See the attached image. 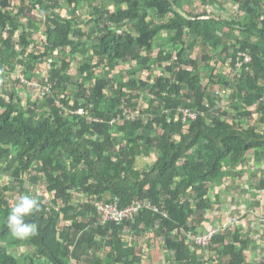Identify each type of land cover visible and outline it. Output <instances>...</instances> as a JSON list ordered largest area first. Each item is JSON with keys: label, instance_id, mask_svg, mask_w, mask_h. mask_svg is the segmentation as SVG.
<instances>
[{"label": "trees", "instance_id": "1", "mask_svg": "<svg viewBox=\"0 0 264 264\" xmlns=\"http://www.w3.org/2000/svg\"><path fill=\"white\" fill-rule=\"evenodd\" d=\"M109 1L115 11L99 5ZM188 2L0 0L1 80L19 73L18 64L28 81L35 72L48 74L40 80L48 89L44 100L29 99L26 105L17 85L8 90V81L1 82L0 163L19 187V197L31 195L26 185L42 178L52 196L45 203L36 195L41 212L26 222L37 223L39 231L17 240L5 223L14 194L9 195L10 185H0V264H143L135 243L124 238L126 228L137 236L159 234L173 251V264H264V256L248 260L252 239L240 228L214 235L207 261L185 237L204 228L214 205L210 190L224 181V168L246 164L249 150L264 153V0H233L240 14L231 18L195 14L185 9ZM85 4L91 17L81 23L78 12ZM151 9L165 20L151 21ZM197 46L203 52L192 57ZM239 50L252 55L241 69L237 57H245ZM228 58L232 77L217 70L218 60ZM73 62L80 79L70 74ZM128 62L134 65L120 71L127 82L111 86L104 71ZM154 70L162 74L143 76ZM70 84L74 91L67 94ZM143 92L151 96L146 106L139 101ZM225 96L235 102L233 111ZM81 106L99 120L77 114ZM182 106L196 111L197 118L184 123ZM129 110L138 113L128 117ZM250 117L261 127L249 124ZM129 126L137 136L124 142L121 132ZM140 157L149 159L140 165ZM256 188L264 191V174ZM75 190L119 196L122 206L137 199L157 209L144 207L121 225H101L92 204L74 203ZM15 246L31 250L10 252Z\"/></svg>", "mask_w": 264, "mask_h": 264}, {"label": "rangeland", "instance_id": "2", "mask_svg": "<svg viewBox=\"0 0 264 264\" xmlns=\"http://www.w3.org/2000/svg\"><path fill=\"white\" fill-rule=\"evenodd\" d=\"M184 1V0H183ZM14 5L15 7H18L19 5V2H14ZM100 6H108L109 8H111L112 10H116L117 7H116V4L113 3V2H105V3H99ZM67 6H65L64 8H66ZM238 5L234 4L233 0H218V3L213 5V4H209V5H204L202 3L201 0H189L188 4L185 5V9L187 11H190V10H194L196 13L195 14H198L200 12H206L207 14H210L212 15L213 17H217V18H231L234 16H237L239 13L238 11ZM37 10L34 11V13H36ZM62 12H64L66 14V9H62ZM155 10L154 9H151L150 10V17L149 19L151 21H163L165 19H161V18H157L156 14H155ZM38 14V12H37ZM78 15H80V22L81 23H84L85 20L89 19L91 17V14H90V7L88 6V4H85V5H82V9L78 12ZM37 21L38 22H41V17H37ZM26 21V20H25ZM22 30V29H21ZM40 33H43V30L41 29ZM40 35L41 34H36L35 36V40H37V44H39V38H40ZM162 35V34H161ZM165 35H168V33H166ZM164 35V36H165ZM158 42H159V39L156 38L155 39V52H154V55L157 56V53H158V50H159V46L158 45ZM163 42V41H162ZM40 50L42 49V46L41 44L37 47V50ZM203 52L201 46H197L195 51H193V53L191 54L192 57H195V56H200L201 53ZM188 54V53H187ZM24 54L21 53L20 55V58L23 57ZM155 56V57H156ZM185 57H187V55H185ZM230 60H227V62H223L222 59H219L218 60V67H217V70H223L224 72H226V74L228 76H234L235 73L234 71L230 68V65L228 64ZM131 65H134V62H128V63H124L122 65H119L116 69H114L113 71H111L110 69H106L104 72L106 74V77H108V79H111V86H115L118 81H120L121 83H126L127 80H128V77L124 78L123 76L120 75V71L121 70H128ZM23 65L22 64H18V69H23ZM101 69L103 68H99L96 72H101ZM70 74L73 76V80L75 79H80V74H77V62H73V64L71 65V68H70ZM153 72V73H152ZM216 73V72H215ZM158 75V74H162V71L158 70H154V71H151V72H145L144 73V77L145 78H148L149 75ZM22 75V73L20 74ZM5 77V76H4ZM36 77L32 83L30 84H26L24 83L22 80H21V83L18 82L17 83V78H18V73H12V75L10 74V77L9 79H6V78H3L4 80L8 81L7 84H5V88L6 89H10V86L11 85H17L18 86V89H19V94L22 98V103L24 105H26V103H28V100L31 99V100H35L38 98L39 95H44L43 92H47V87H46V84L45 83H42V81H40L42 78H47L48 77V74L46 72V69H44L43 73L42 72H35V76ZM3 79L1 80V82L3 81ZM217 88V86H215ZM68 91H67V94H71L73 93L74 91V87L72 84H70L68 86ZM106 92H108V90H106ZM219 92H221L223 94H225L226 91H222L221 89H219ZM144 96H141V98L139 99L140 103L144 106H146L148 104V101L149 100L147 97H150L151 96L146 93V92H143ZM220 95V96H221ZM45 98V97H44ZM44 98L40 99L41 101L44 100ZM225 103L227 104V110H230V111H233L234 108V104L235 102L232 101V98L231 96L227 97L225 96ZM39 99V98H38ZM229 100V102H227V100ZM231 104V105H230ZM256 106L252 107V109H254ZM86 108V107H85ZM86 111L87 108H86ZM139 111V110H137ZM90 112V111H88ZM135 112L133 110H129L127 116L128 117H133L135 114ZM89 114H87L86 118H88ZM233 116V115H232ZM252 117V116H251ZM250 117V118H251ZM249 118V119H250ZM256 120L254 121V118H251L250 119V123L249 124H254L253 126H256V127H261V122L258 121V118L255 117ZM118 120V119H116ZM112 122H115V119H113ZM209 122V120H208ZM249 124H246L247 126ZM158 131H161L160 129H158ZM122 136L124 137V142L125 140L127 139H133L134 137L137 136V133L136 131L133 129L132 126H129L127 128V130L125 132H121ZM13 152L15 153V148H13ZM157 153L155 151H152L151 153V159H155ZM262 154L259 153L257 154V159L259 158H262L260 157ZM141 158V157H140ZM146 159H149L147 157H144V158H141L142 160V163H146ZM144 160V161H143ZM3 165L0 163V185H10V192H9V195L11 196V194H14V197H10V203L11 204H14L16 202V200L19 198V187L16 189L15 188V184L13 183V179L11 178V176L9 175L8 172H6L3 168ZM137 167H139V165L137 164ZM242 168H246L245 166H242ZM227 171H230V169H228ZM228 175L230 174H227L226 176V179L228 177ZM259 179V177H258ZM226 182V181H225ZM236 182H237V179H236ZM235 182V184H236ZM235 184L233 183L232 184V181L229 182V180L225 183V186L224 188H222V190L224 191L222 194H223V197H221V199H218L219 197V194L216 193V192H211L210 190V195H213L214 196V199L215 201L212 199V202L214 203V205L211 207L212 210L209 211L207 214H206V219L205 221L203 222V226L204 227H209L208 229H215L217 228V222L219 220L217 219H221V218H224V216L227 218L228 215L226 212L228 211H233L234 212V216H237L238 217V222L235 224V228L242 225L241 223V216L242 215H239L240 211L244 210V209H253L254 207L257 206L258 202H254V206L253 207H249V208H246L245 206V203L242 201V204H239L238 203V199L240 200L241 198L238 196V192L237 190L235 189ZM251 187H253V192L254 191V185H252ZM26 189H30L31 191V195H38L43 202L45 203H48L50 200H51V197L50 194L47 192L46 190V182L44 181V178L41 179V182L37 185L35 184H27L26 185ZM217 191H220V188H218ZM245 192H248V190L244 191L243 193L245 194ZM259 192V191H258ZM191 193V192H190ZM212 197V196H211ZM226 202V203H225ZM257 203V204H256ZM238 205H241L242 207V210L240 209H233V207H236ZM213 210L215 213H213ZM240 210V211H239ZM236 211V212H235ZM264 212V210H262ZM262 216H260L258 219H260L261 221L264 220V213L261 214ZM137 216V215H136ZM135 216V217H136ZM218 217V218H216ZM132 220V219H131ZM240 220V222H239ZM212 221V224H210ZM210 224V225H209ZM231 229H234L233 227H231ZM128 229L126 228L125 229V234H124V238L127 239V240H131L133 241V243H135V246H136V249H137V252L138 254L142 255V259H143V263L144 264H173L174 263V259H173V251L169 250L167 248V245L164 241V239L159 236V234L155 233V232H146L144 234H140L139 236H137L135 233L136 231H131L130 234H127ZM193 245V249L195 248L194 244ZM209 245L207 246H201L199 249H198V255L199 256H202L203 259H205L207 261V259L210 257L209 255ZM262 246H258L256 248V251L254 250H251V251H248L246 252V255H247V258L248 260H252V259H257L259 258V254L261 253L262 251ZM31 250V247H13V248H10L9 251L12 252V253H16V254H20V253H25V252H28ZM210 264V263H208Z\"/></svg>", "mask_w": 264, "mask_h": 264}, {"label": "crops", "instance_id": "3", "mask_svg": "<svg viewBox=\"0 0 264 264\" xmlns=\"http://www.w3.org/2000/svg\"><path fill=\"white\" fill-rule=\"evenodd\" d=\"M234 4L238 5V3H234ZM262 18H264V15L262 16ZM5 35H6V33H5ZM238 52H239V55H241V53H245V55H247L250 58L249 60H246V57H245V59L242 60V58L237 57L238 61H237L236 68L241 69L244 65H246L252 61V55L247 50H239ZM226 55H224L223 57L225 58ZM227 60H230L228 64L230 65V68L232 69L231 58H228ZM47 68H48V66H47ZM19 71H22V68L19 69ZM1 74H2V72H0V75ZM11 75H12V73H11ZM44 79L46 80V78H44ZM0 86H1V80H0ZM230 94H231V91H230ZM182 107H186V106H182ZM260 153L262 154L260 156L262 158L257 159V156H256L257 154L255 153V151L249 150L246 154V156H247V163L246 164L237 165L235 167H233L231 165L226 166L224 168V170H225V178L223 179L224 181H222L218 185H214V187L211 189V192L213 190V192L218 193L219 194L218 199H221V197H223L222 193L224 192L222 190V188H224L225 183L229 180V182L232 181V184L233 183L235 184L236 179H237V182L235 184V189L239 193L238 196L241 198L240 200L238 199V203L242 204V201H243L245 203L246 208H249V207L254 206V202H258V204L256 203L257 206L254 207L253 209L242 210L241 205H238L237 208L233 207V209L242 210V211L239 210L240 211L239 215H242L241 216L242 225H240L236 228L241 229V233L243 234L244 237H249L252 239V243H251L248 251H251V250L256 251V248L258 246H262L261 247L262 251L259 254V256L262 257V256H264V220L261 221L258 218L260 216H262L261 214L264 213L262 211V210H264V191L260 192L256 188V186L258 185L259 180L261 178V175L264 174V153L261 151H260ZM140 163H141L140 165L145 164L144 162L142 163V160L140 161ZM242 166H245L246 168H242ZM228 169H230V171H227ZM227 174H230V175H228V177L226 179ZM258 177H259V179H258ZM252 185H254V191L255 192H253V189H252L253 187H251ZM218 188H220V191H217ZM246 190H248V192H245V194H244L243 192ZM73 194H74V203L76 205L92 204L91 202L85 203V204H79L80 200L83 197H88V198L89 197H99L98 195H91L88 191H85V190H79V191L75 190L73 192ZM114 196H116V195L110 194V195H107L106 197H103V198L105 200H108L109 198H113ZM210 197L215 201L213 195H210ZM139 201H141V200H139ZM141 202L145 205L148 204V202H144V201H141ZM93 207H95V206L93 205ZM96 213H97V211H96ZM213 213H215L214 210H213ZM226 213L228 215L227 218L224 216V218L217 219L219 221L216 223L217 224L216 226H219L221 228L220 232H224L225 230L230 229L228 226L229 222L232 220V218L235 215L233 211H228ZM216 218H218V217H216ZM97 221H98V216H97ZM239 222H240V220H239ZM210 224H212V221ZM208 228H209L208 226L204 227V228H200L199 232H201V231L203 232V231L207 230ZM233 228L235 229V226ZM197 252H198V250H197ZM142 262H143V259H142Z\"/></svg>", "mask_w": 264, "mask_h": 264}, {"label": "built area", "instance_id": "4", "mask_svg": "<svg viewBox=\"0 0 264 264\" xmlns=\"http://www.w3.org/2000/svg\"><path fill=\"white\" fill-rule=\"evenodd\" d=\"M241 55L246 57V60L250 59L247 55H245V53H241ZM47 66L49 69V67H51V64L48 63ZM21 73L22 75H20ZM18 78H20L26 84H30L33 82L28 81L22 71L18 73ZM46 80H48V77L46 78ZM45 93L46 92H43L44 95H39L38 98H44ZM75 112L82 116H86L87 114H89L87 118L88 121L99 120L98 118H95L92 114H90L88 111H86V108L84 106L77 108ZM179 114L182 116L184 123H188L189 121H192L197 118V112L188 107L180 108ZM89 202H91L95 206L98 215V222L102 225H106L108 223L121 225L125 220L134 219L135 216L138 215L140 213V210L144 207L157 209V207H153L151 203L145 205L137 199H134L132 203L126 206H122L121 198L119 196H114L113 198H109L108 200H105L104 198L100 197H83L80 200L79 204H85ZM237 222L238 218L234 216L229 222V228L231 229V227H234ZM220 230L221 228L217 226V228L215 229H207L203 232H188L186 233L185 237L189 242L199 247L207 246L211 243V240L214 235L219 233Z\"/></svg>", "mask_w": 264, "mask_h": 264}, {"label": "clouds", "instance_id": "5", "mask_svg": "<svg viewBox=\"0 0 264 264\" xmlns=\"http://www.w3.org/2000/svg\"><path fill=\"white\" fill-rule=\"evenodd\" d=\"M39 212H41V203L37 196L21 195L10 208L6 217V228L12 237L23 241L37 235L39 231L38 224L34 221H26Z\"/></svg>", "mask_w": 264, "mask_h": 264}]
</instances>
